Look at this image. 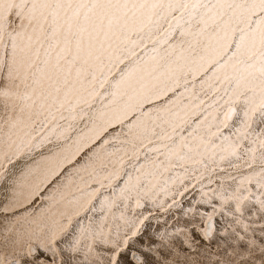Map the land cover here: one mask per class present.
Instances as JSON below:
<instances>
[{"label": "snow or ice", "instance_id": "obj_1", "mask_svg": "<svg viewBox=\"0 0 264 264\" xmlns=\"http://www.w3.org/2000/svg\"><path fill=\"white\" fill-rule=\"evenodd\" d=\"M0 264H264V0H0Z\"/></svg>", "mask_w": 264, "mask_h": 264}]
</instances>
